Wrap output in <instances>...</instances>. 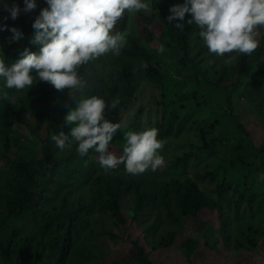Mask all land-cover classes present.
Here are the masks:
<instances>
[{
    "label": "rangeland",
    "instance_id": "obj_1",
    "mask_svg": "<svg viewBox=\"0 0 264 264\" xmlns=\"http://www.w3.org/2000/svg\"><path fill=\"white\" fill-rule=\"evenodd\" d=\"M182 2L151 0V8L157 7L161 13H169L170 5ZM150 11L145 14L149 16ZM140 12H131L123 28L126 45L134 35L139 37L144 31L150 30L156 37L162 33L161 22L154 21L146 26L140 21ZM20 13L30 19L35 15V10L24 12L21 9ZM186 15L181 22L189 25L193 34L197 30L198 38L202 39L199 27L195 23L187 24ZM19 16L12 19L5 10V3L0 4V18L7 20L11 26L19 22ZM125 18L127 16L123 14L115 28H121L120 21ZM256 39L259 44L251 54L225 53L224 56H217L205 50L203 55L208 63V82L204 80L194 84L188 78L171 79L170 73L177 69L173 65L170 73L168 69L162 73L166 80L161 86L148 84V87L142 85L138 88L134 102L121 112L122 123L113 135L108 151L121 155L126 142L124 133L148 128H156L159 132L164 122L171 119L174 128L169 137L158 138L163 141V147L158 151L164 163L155 171L148 169L133 175L120 164L117 169L106 173L97 166L100 164L99 153L90 149L86 156L81 157L76 151L75 141L70 148L57 150L59 156L74 151L82 163H94L97 170L111 178L120 176L125 180L133 179L138 182L135 186L149 193L137 221L133 219L135 213L130 211L136 206L137 198L132 193L122 194V215L126 224L117 226L115 218L108 216L105 222L108 237L94 234L93 244L86 242L83 245L89 248V264H143L134 257V241L145 248L153 264H264V182H258V177L264 176V25L257 27ZM229 55H236V60L230 66H225L224 58ZM241 55L250 56L248 78L239 77L235 71ZM108 56L105 54L101 58L105 60L106 57L108 61ZM0 97L3 98L4 94H0ZM230 104L239 124L232 117ZM153 119L160 123H151ZM28 122L35 121L28 119ZM239 125L243 128L240 129ZM64 132L68 134L70 130ZM47 137L46 126L39 135L33 136L24 125H16L9 140L0 141V170H6L17 155L27 156L31 150L37 153ZM190 151L194 152L192 156L176 162L178 157ZM61 171L66 179L71 174L65 168ZM173 178L182 182L193 180L198 191L217 200L219 208L215 211L204 210L197 218H186L181 225L171 222L159 195L163 190L168 191L171 203L176 205L178 197L169 187ZM73 182L76 185L80 183L81 176H75ZM220 185L221 193L218 189ZM4 190V181L0 179V193ZM52 191L55 192V189ZM86 195V190L81 195L75 189L64 202L62 195H51L55 204H62L55 214L79 212L78 198L83 199ZM39 209L49 210L45 204ZM0 213L7 218L2 198ZM30 216H23L16 223L31 230ZM258 228L262 230L257 233L255 230ZM147 229H156L157 237L150 244L147 234H144ZM172 233H175L174 237ZM20 234L27 235L28 232ZM188 239L197 242V249L190 257L183 251L184 242ZM250 240L255 243L252 244ZM79 241L84 242L82 238ZM163 242L172 244L169 247L159 246ZM61 262V252H57L52 257H45L41 264ZM71 262L84 264L76 253H72L65 264Z\"/></svg>",
    "mask_w": 264,
    "mask_h": 264
},
{
    "label": "trees",
    "instance_id": "obj_2",
    "mask_svg": "<svg viewBox=\"0 0 264 264\" xmlns=\"http://www.w3.org/2000/svg\"><path fill=\"white\" fill-rule=\"evenodd\" d=\"M23 1L4 0V3L9 5L16 3L23 9ZM36 3L35 15L30 19L20 13L19 22L15 27L23 31L24 37L19 42L11 40L12 34L7 29L0 30V58H4L9 65L20 58L24 48H29L33 52L39 51V46L30 43L34 34L31 24L47 4L46 0H36ZM129 13L125 10L124 15L127 16ZM138 16L146 26L154 21L161 22L162 33L156 37L147 30L139 37L134 35L120 55L109 54L108 61L106 59L107 66L102 57L89 61L78 69L82 76L89 79V87L85 89L83 96L104 97L105 118L113 123H122L121 112L123 113L134 102L141 82L147 81L154 86H161L166 80L162 73L166 69L170 73L173 65L177 69L170 73L171 79L188 78L194 84L209 81L208 63L203 55L207 46L198 38L196 31L193 34L189 25H185L183 31L177 29L174 24L168 22V13H161L157 7L151 8L149 16L145 11H141ZM130 17L129 15L121 20V28H114L113 31L122 33ZM5 24L11 26L7 20L0 18V25ZM156 41L158 43L152 47ZM161 44L165 46L163 53L158 51ZM249 60L250 56L241 55L239 58L235 66L239 77L250 76ZM33 76L34 85L21 90L7 88L0 79V94H4L3 98L0 97V141H8L16 125H24L33 136L39 135L44 126L48 132V137L43 140L37 153L31 150L27 156L17 155L10 161L6 170H0V179L4 181L5 186L0 198L5 201L7 211L6 219L0 213V264H41L45 257H52L57 252H61V264H65L72 253H76L79 259L82 258L84 264H89L87 260L90 259L89 248L83 245L86 242L93 244L91 241L94 234L108 237L105 230L108 216L115 218L117 226L126 224L122 215V194L132 193L137 198L136 206L130 208V211L135 213L134 221H137L149 193L135 186L134 184L138 182L133 179L125 180L120 176L111 178L102 174L103 171L97 170L94 163H82L74 151L57 155L59 148L51 137L53 133L59 134L61 131L70 130L71 125L66 123L64 117L73 106L74 98L68 95L67 88L57 90L51 83L38 80L35 73ZM76 96L78 99L83 98L80 93H76ZM117 98L120 103L111 108V100ZM229 108L234 117L231 104ZM28 119L35 122L30 123ZM234 120L239 124L237 117H234ZM152 122L160 123L157 119H153ZM239 127L243 128L241 125ZM173 128L172 120H166L158 132V138L169 137ZM193 153L190 151L185 156L178 157L176 162L185 161ZM97 166L102 168L100 164ZM64 168L71 173L67 179L61 171ZM77 175L81 176V182L76 185L73 178ZM169 187L178 197L176 205L173 206L166 190L160 193L159 200L166 210L168 219L178 225L186 218H197L204 210L215 211L219 208L217 200L198 191L191 179L182 182L173 178ZM166 188L168 190V186ZM54 189L55 192L52 191ZM75 189L81 195L84 190L87 191L83 199L78 198L80 201L77 209L80 211L55 214L62 204H55L50 196L62 195L64 202L68 194L75 192ZM218 189L221 193V185ZM44 204L49 210L39 209V206ZM23 216H30L31 230L16 223ZM261 230L262 228H258L255 232ZM22 232L28 234L22 235L20 234ZM174 234L172 233V237ZM81 238L84 242L80 243ZM250 242L255 243L254 240ZM134 243L137 246V243ZM171 244L169 243V246ZM183 248L190 257L197 249V242L188 239L184 242ZM137 250L136 259L139 262L152 264L141 247L137 246Z\"/></svg>",
    "mask_w": 264,
    "mask_h": 264
},
{
    "label": "clouds",
    "instance_id": "obj_3",
    "mask_svg": "<svg viewBox=\"0 0 264 264\" xmlns=\"http://www.w3.org/2000/svg\"><path fill=\"white\" fill-rule=\"evenodd\" d=\"M0 4H4V0H0ZM46 4L47 7L40 10L31 24L34 34L30 43L39 46V51L24 48L20 58L11 65L0 58V79L7 88L21 90L34 85L35 73L38 80L51 83L57 90L68 89V95L74 98L73 106L64 117L71 125L70 132L53 133L51 137L59 149L70 148L73 141L81 157L92 149L99 153L100 166L106 173L117 169L120 164L133 175L148 169L155 171L164 163L158 151L163 147V141L158 139V130L128 131L123 134L126 142L122 154L117 156L108 151L120 123L105 118L104 97L83 96L89 87V79L78 71L80 66L99 60L105 54L120 55L124 51L126 37L113 29L125 10L130 13L151 10V0H46ZM36 7V0H24V12H31ZM5 10L12 19L21 12L16 3L5 4ZM169 13L168 22L181 31L185 26L181 21L185 20L187 13V24L195 23L199 27V36L207 46L205 50L217 56L225 53L251 54L259 44L256 29L264 25V0H183L170 5ZM5 29L11 32L13 42L24 37L23 31L15 26L0 25V30ZM196 33L198 35L197 30ZM154 46L155 43L152 44ZM158 51L163 53L165 46L161 44ZM235 60L236 55H229L223 63L230 66ZM148 84L151 83L143 81L139 88L142 85L148 87ZM76 93L83 98L78 99ZM119 103V98L111 100L110 107ZM258 182H264V176L258 177ZM154 230L144 231L148 244L157 237ZM134 242V257L138 252L137 246L146 252L144 247L138 242L136 246ZM159 246L169 247V244L163 242Z\"/></svg>",
    "mask_w": 264,
    "mask_h": 264
}]
</instances>
